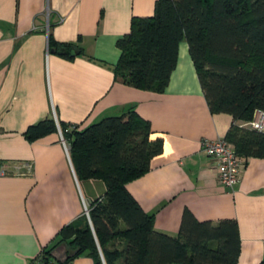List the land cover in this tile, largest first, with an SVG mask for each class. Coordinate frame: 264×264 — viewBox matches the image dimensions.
<instances>
[{"label":"crops","instance_id":"1","mask_svg":"<svg viewBox=\"0 0 264 264\" xmlns=\"http://www.w3.org/2000/svg\"><path fill=\"white\" fill-rule=\"evenodd\" d=\"M157 1L0 0V264H35L64 226L87 217L85 206L106 194L102 180L78 177L60 124L83 131L130 111L164 142L150 171L127 184L154 229L177 237L186 212L215 227L233 220L238 264L264 263V159H245L233 189L221 183L201 141L225 139L234 124H245L210 111L187 43L163 93L115 76L118 41L134 18L154 15ZM51 38L82 54L51 53ZM43 125L41 137H28ZM71 264L94 262L82 255Z\"/></svg>","mask_w":264,"mask_h":264},{"label":"trees","instance_id":"2","mask_svg":"<svg viewBox=\"0 0 264 264\" xmlns=\"http://www.w3.org/2000/svg\"><path fill=\"white\" fill-rule=\"evenodd\" d=\"M188 45L205 99L213 114L247 124L264 110V0H158L154 15L134 18L118 41L115 76L137 89L163 93L177 68L181 43ZM51 53L66 59L82 54L76 45L50 39ZM61 126L80 179H99L103 198L89 217L64 226L54 245L35 264H54L64 245L71 264L82 255L94 264H238L241 239L236 221L215 227L186 212L177 237L154 229V218L129 193L127 184L151 169L164 149L151 123L137 112L105 118L86 130ZM49 131L56 122L47 120ZM46 127L29 130L41 137ZM245 159H264V133L234 124L225 138ZM264 264V263H263Z\"/></svg>","mask_w":264,"mask_h":264},{"label":"built area","instance_id":"3","mask_svg":"<svg viewBox=\"0 0 264 264\" xmlns=\"http://www.w3.org/2000/svg\"><path fill=\"white\" fill-rule=\"evenodd\" d=\"M244 127L264 133V110H256L252 120ZM61 138L64 140L62 134ZM201 149L216 162L221 183L225 187L233 189L239 182L240 170L244 165L243 158L236 153L226 139L214 141L204 139L201 141ZM85 212L90 218L86 206Z\"/></svg>","mask_w":264,"mask_h":264},{"label":"water","instance_id":"4","mask_svg":"<svg viewBox=\"0 0 264 264\" xmlns=\"http://www.w3.org/2000/svg\"><path fill=\"white\" fill-rule=\"evenodd\" d=\"M54 260L58 263H65L69 259V254L66 246H60L52 252Z\"/></svg>","mask_w":264,"mask_h":264},{"label":"rangeland","instance_id":"5","mask_svg":"<svg viewBox=\"0 0 264 264\" xmlns=\"http://www.w3.org/2000/svg\"><path fill=\"white\" fill-rule=\"evenodd\" d=\"M62 136L64 137L63 133H62Z\"/></svg>","mask_w":264,"mask_h":264}]
</instances>
